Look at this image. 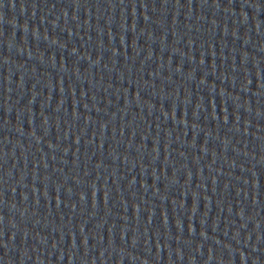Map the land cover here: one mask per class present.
Returning a JSON list of instances; mask_svg holds the SVG:
<instances>
[{
	"label": "water",
	"instance_id": "95a60500",
	"mask_svg": "<svg viewBox=\"0 0 264 264\" xmlns=\"http://www.w3.org/2000/svg\"><path fill=\"white\" fill-rule=\"evenodd\" d=\"M154 0H0V203Z\"/></svg>",
	"mask_w": 264,
	"mask_h": 264
}]
</instances>
